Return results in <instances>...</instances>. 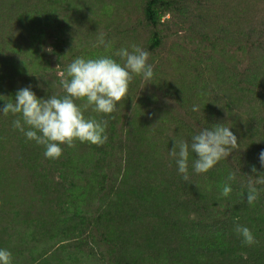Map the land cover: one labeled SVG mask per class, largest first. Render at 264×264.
<instances>
[{"label": "rangeland", "instance_id": "obj_1", "mask_svg": "<svg viewBox=\"0 0 264 264\" xmlns=\"http://www.w3.org/2000/svg\"><path fill=\"white\" fill-rule=\"evenodd\" d=\"M3 1L7 4L9 1L23 0H0V96L1 87L12 89L8 90L10 95L8 92L3 95L0 108L4 107L9 96L14 98L15 89L31 88L38 97L44 99L51 94L59 97L65 95L60 81L67 78L66 68L70 63L61 56L60 46L54 42L60 26L66 28V23L76 30L68 50L76 47L78 50L73 49V53H78L80 57L113 55L120 47L131 50V46L136 45L150 53L148 62L154 70V78L150 81L134 77L129 85L127 99L121 102L112 120L121 129L119 137L126 138L123 131H128L130 138L138 139L139 149L136 152L142 154H136L135 159L142 162L143 166H135L131 170L125 164L105 184L103 170L95 164L97 156L89 154L88 157L89 152L85 150L80 154L91 160V164L85 168L87 179L71 178L73 182L63 185L65 181L62 175L67 172L63 166L65 152L57 160L48 159L43 154V146L27 140L13 128L15 116L0 113V247L13 254V264H74L69 260L67 250L75 249V242L63 236L67 219L76 207L79 208L78 212L100 215L105 207L107 193H111V186L116 185L114 178L117 177L118 182L127 174L133 184L147 186L149 194H145L142 187L143 198L150 203L145 207L153 208L156 205L151 203L155 196L154 187L166 188L171 183L176 186L181 200L200 203L201 198L203 203L207 196L215 199L219 209L206 218L216 217L217 221H224L231 216L226 206L238 205L240 200L221 194L226 176L213 173L197 178L190 169L189 181L182 183L183 176L178 173L175 161L169 155L174 147L167 140L181 136L175 124L184 122L192 129L193 125L196 132L206 127L186 114L185 104L188 102L199 106L200 111L195 113L197 117H204L208 123L227 124L232 127L231 131L236 129L238 135L244 118L251 117L255 97L249 88L244 87V83L236 85L238 79H242L249 70L247 52L237 47L196 39L171 15L161 18L158 27L161 43L156 49H151L153 27L147 25L144 18L147 0H46L51 5L43 3L46 8L29 10L23 19L12 22L6 21L2 14V11L7 12L6 5H1ZM229 2L238 12L253 3L251 0ZM69 36L73 38L69 34L66 38ZM101 37L111 42V49L93 47ZM10 74L16 75L4 84L3 79L8 75L10 77ZM218 103H222L219 105L224 109L222 116L218 114ZM257 107H260V117L254 120L258 122L264 118V107L259 104ZM84 115L86 118L105 120L104 115L92 111L91 106L84 111ZM118 161L115 158L112 164ZM227 169L228 166L222 167L220 172ZM124 170H127L126 173ZM148 186H152V190ZM69 193L76 197L68 199L66 196ZM42 199L46 200L44 206L41 205ZM42 208L47 212H43ZM182 209L181 219L184 223L187 216L192 215L189 210ZM34 211L38 213L32 219ZM147 215H152V212H147ZM180 223L177 232L186 237ZM39 224L43 229L35 227ZM41 230L46 235H42ZM94 234L110 235L105 234L100 227ZM100 239L97 238V241ZM64 246H67V250L62 249ZM162 259L158 257L157 261ZM92 262L89 259L80 264Z\"/></svg>", "mask_w": 264, "mask_h": 264}, {"label": "trees", "instance_id": "obj_2", "mask_svg": "<svg viewBox=\"0 0 264 264\" xmlns=\"http://www.w3.org/2000/svg\"><path fill=\"white\" fill-rule=\"evenodd\" d=\"M229 1L147 0L144 18L147 25L153 27L151 49H156L161 43L158 31L161 18L171 15L173 19H178V24L185 26L186 30L196 39L237 47L240 51L249 54V70L244 73L242 79H238L236 85L244 83V87L249 88L255 96L254 106L250 111L251 117L244 118L238 135L234 128L233 133L240 144L238 150L206 174L210 176L213 173H222L226 176V182V173L229 175L234 172L236 180L231 182L233 191L230 195L239 199L240 203L226 206L231 216L224 221H217L216 217L209 219V216L214 215V212L219 209V203L215 199L207 196L203 203H201V198L200 203L188 199L181 200L177 195L176 186L169 183L166 188L154 187L155 196L151 203L156 205L153 208L145 207L150 203L145 202L142 187L144 193L149 194L147 186L141 183L133 184L128 174L118 182V178L115 177L116 185H112L111 193H107L105 207L100 215L78 212L79 208L76 207L74 213L67 219L63 236L75 242V249L67 250V246L62 249L67 250L71 263L80 264L81 261L85 262L90 259L93 261L92 264H264V185H256L261 189L258 200L251 206L247 203L249 176L256 175L252 172L253 166L259 173H264V167H261L258 159L259 153L264 150V118H260L261 121L258 122L254 120L260 117V107L258 108L257 104L264 107V0H251L253 3L242 12H238ZM3 3L1 2V5H6L7 12L2 11V14L9 22L23 19L29 10L46 8L42 5L43 3L51 5V3H46V0L9 1L7 4L3 1ZM66 25V28L60 26L54 43L60 46L61 56L71 63L80 56L78 53H73V49L78 50L76 47L68 50V47L72 46L76 30H73L71 24L66 23ZM68 34L73 35V38L69 36L67 39ZM42 41H44L43 36ZM43 55L46 56L45 53ZM15 75L10 74V77L8 75L4 78V84L12 80ZM1 88V96L7 95V92L10 95L8 90L12 89L7 90L6 86ZM16 92L17 89L13 97ZM10 98L9 96L5 102H10ZM0 99L4 100L3 97ZM219 104L222 105V103L217 105L218 114L222 116L224 109L223 106L220 108ZM193 105L196 104L193 102L185 104L188 111L186 114L206 127L215 124L204 121V117H197L196 112L192 111ZM104 119L108 120L106 143L92 145L77 142L74 148L65 146L63 166L73 171L65 168L67 172H63L62 175L65 181L63 185L73 182L74 179L71 178L87 179L85 168L91 164V160L80 154H83L85 150L89 152L88 157L89 154L97 156L95 164L103 170L104 184L108 183L110 176H116L117 170H122L125 164L131 170L135 166L139 168L143 166L142 162L135 159L136 154H142L140 151L136 152L139 149L138 139L130 138L128 131H123L126 138L119 137L121 129H118V123L112 121V116L104 115ZM175 125L181 132V136L177 139L190 142L191 136L197 133L193 125V129L184 122ZM122 130L127 129L122 128ZM174 139L167 140L172 147L175 146ZM115 158L119 161L114 165L112 163ZM225 166H228L227 171L220 172ZM127 170H124L125 173ZM195 175L199 178L203 174ZM182 183H186L183 178ZM73 186L74 183H72ZM148 188L152 190V186ZM66 197L71 200L76 196L69 193ZM45 204L46 200L42 199L41 205ZM183 207L192 215V217L188 215L184 223L181 219ZM41 210L47 212L43 208ZM147 212H152V215L148 216ZM37 213V211L33 212L32 219L37 216ZM207 215H209L208 218L205 217ZM179 223L182 230L186 232L187 238L181 232H177ZM237 225L248 227L256 243L251 246L245 244L235 230ZM35 227L40 230L42 225ZM99 227L104 230L105 234L110 235L96 236L94 231ZM40 233L46 235L42 230ZM97 238L98 240L101 238L99 242ZM176 239L183 240L178 242L175 241ZM158 257L163 259L159 262Z\"/></svg>", "mask_w": 264, "mask_h": 264}, {"label": "clouds", "instance_id": "obj_3", "mask_svg": "<svg viewBox=\"0 0 264 264\" xmlns=\"http://www.w3.org/2000/svg\"><path fill=\"white\" fill-rule=\"evenodd\" d=\"M100 46L109 50L112 45L101 37L93 47ZM149 56L147 50L132 45L131 50L120 47L113 55L97 58L76 57L67 65V78L60 81L65 95L59 97L51 94L44 99L38 97L31 88L25 87L19 89L15 97L10 98V102L0 108V113L15 116L13 128L21 132L27 140L43 146V154L50 160L61 158L63 146L74 148L77 142L102 145L108 140L107 121L86 118L84 111L91 106L92 111L114 118L113 114L128 97L129 85L134 77L139 76L144 81L154 78L153 65L148 62ZM192 111L199 112V106L193 105ZM231 128L227 124H214L193 134L190 142L185 139L173 140L175 146L169 155L186 182L190 179V169L195 174H207L238 150L240 144ZM258 159L261 167H264V150L259 153ZM252 172L256 175L249 176V206L259 198L261 189L256 185H264V173H259L255 166ZM235 180L236 174L230 173L222 188L221 194L224 197H229L232 193L231 182ZM235 230L245 244L251 246L256 243L248 227L237 225ZM0 264H13V254L2 247Z\"/></svg>", "mask_w": 264, "mask_h": 264}]
</instances>
